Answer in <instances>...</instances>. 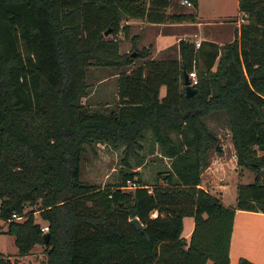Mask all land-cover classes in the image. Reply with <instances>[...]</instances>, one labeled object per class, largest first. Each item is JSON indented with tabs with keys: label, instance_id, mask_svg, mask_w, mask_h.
<instances>
[{
	"label": "trees",
	"instance_id": "obj_1",
	"mask_svg": "<svg viewBox=\"0 0 264 264\" xmlns=\"http://www.w3.org/2000/svg\"><path fill=\"white\" fill-rule=\"evenodd\" d=\"M179 1L0 0V217L19 255L44 244L45 264H229L236 209L264 212V0H238L246 21L221 46L180 39L178 56L118 53L123 18L196 21ZM199 57L205 69L186 97L183 71ZM137 58L141 64L117 73L114 107L91 110L81 101L88 65L125 67ZM221 111L237 165L255 174L237 185L232 206L199 186L217 144L204 117ZM147 129L170 160L151 187L138 177L123 190L135 171L123 172L115 188L81 180L86 145L120 142L134 153ZM185 216L194 222L187 238ZM0 264L20 263L0 253Z\"/></svg>",
	"mask_w": 264,
	"mask_h": 264
},
{
	"label": "rangeland",
	"instance_id": "obj_2",
	"mask_svg": "<svg viewBox=\"0 0 264 264\" xmlns=\"http://www.w3.org/2000/svg\"><path fill=\"white\" fill-rule=\"evenodd\" d=\"M201 1L205 7L203 13H200L197 7L194 9L191 6L178 2V8L183 9L185 12H195L197 17H203V20L200 19L199 25L193 24L187 26L186 31L190 32L191 35L196 33L198 38L204 37L205 39L215 40L223 44L233 40L235 32L239 27V21H236V19L244 15L238 9V0ZM175 10L176 8L170 7V12ZM204 16L211 18L205 20L207 18ZM198 18L197 20H199ZM219 20H222V22ZM121 25H124L126 29L122 28L117 36L115 35L118 53L127 54L132 52L133 54L142 48H147L150 52L149 57H151L154 50V40L151 39L153 26L145 22L141 24H125L122 22ZM163 30H172L173 32L174 28L172 29L169 25H165ZM103 37L108 38L110 35L103 32ZM176 47L177 44L169 45L160 49L155 56H178ZM171 48L175 50H171ZM139 62H141V59L137 58L134 63L125 67L88 65L84 78L86 94L82 97L81 101L91 110L106 111L108 108L114 107L117 102L118 71L130 68ZM195 64L196 68L193 67L191 71H195L198 77L197 73L205 68L199 58L196 59ZM204 122L207 129L217 138V147L209 149V162L221 155H224L229 160L232 157V152L229 148L230 132L226 125L224 112L208 114L204 117ZM139 144L140 148H135L134 153H126L124 151L125 144L120 142L113 144L99 141L86 145L81 160V180L97 186H112L115 188L121 182L123 172L135 171L136 175L133 180L139 177L149 185L153 184L156 180L155 176L157 172L168 170L170 160L161 153L149 129L143 132V138L139 140ZM223 150H226L227 153L224 154ZM138 166H140V169L136 170ZM238 172L236 181L239 183H251L254 181L255 174L249 168L240 166ZM125 185L121 187L125 191L134 189ZM22 219L24 218L21 217L18 220ZM34 221L40 225L47 224L46 221L40 218L37 211L34 213ZM5 229L6 222L0 217V253L3 256H8L11 260H18L20 264L46 263L47 256L44 244H35L26 255H19L14 243V237L6 233ZM184 232L185 229L183 230Z\"/></svg>",
	"mask_w": 264,
	"mask_h": 264
},
{
	"label": "crops",
	"instance_id": "obj_3",
	"mask_svg": "<svg viewBox=\"0 0 264 264\" xmlns=\"http://www.w3.org/2000/svg\"><path fill=\"white\" fill-rule=\"evenodd\" d=\"M180 2V1H179ZM184 4V3H181ZM185 5V4H184ZM187 6V5H186ZM191 6V5H190ZM204 6L201 0L197 2V10L203 13ZM165 12H170V7L165 8ZM222 16V15H220ZM199 17V18H198ZM196 16L199 20L194 22H149L140 18H123L121 21L125 24H141L143 22L150 24L153 29L152 38L154 40V50L151 58H165V56H155L160 51L169 45L177 44L180 39H185L189 41H211L221 46L223 43L217 42L215 40L205 39L204 37L198 38L196 33L193 35L187 32V26L197 24L199 25L203 17ZM205 17V16H204ZM208 20L211 17H205ZM201 19V20H200ZM239 21V25L246 21L245 15L236 19ZM222 22V20H219ZM121 22V23H122ZM169 25L174 31H164V26ZM126 29V27H124ZM171 50H175L172 49ZM150 53V52H149ZM141 59V58H139ZM202 61V57H199ZM139 62L137 65L142 63ZM135 62V61H134ZM133 62V63H134ZM136 65H132L134 67ZM165 88H160V96H163ZM229 148L232 152V157L227 159L224 155L217 157V159L210 160L209 164L201 172V182L199 186L208 191L210 194L216 196L220 199L223 205L232 206L236 201V188L240 184L236 181V175H238L239 165H237L235 150L232 145L231 138L229 137ZM224 154L227 153L223 150ZM221 154V153H219ZM168 158V157H167ZM169 164V163H168ZM140 166L136 168L139 170ZM151 187V185H148ZM156 211L151 212V216H154ZM188 219V220H187ZM193 217L185 216L183 217V229L182 236L187 238L193 229ZM185 232L183 233V230ZM246 258L252 261L254 264H264V212L262 211H250L236 209L233 217V226L229 241V264H238L240 258Z\"/></svg>",
	"mask_w": 264,
	"mask_h": 264
},
{
	"label": "water",
	"instance_id": "obj_4",
	"mask_svg": "<svg viewBox=\"0 0 264 264\" xmlns=\"http://www.w3.org/2000/svg\"><path fill=\"white\" fill-rule=\"evenodd\" d=\"M104 34H108V29L104 31ZM183 85H184V93H185L186 97H191L194 94H196L197 87L193 86L190 83V79L188 77V73L185 70L183 71ZM262 172H264V169H262ZM130 222L133 223L137 227L140 226V222H139L137 217L131 218ZM43 240L45 242H48V240H49V232L48 231L43 233Z\"/></svg>",
	"mask_w": 264,
	"mask_h": 264
},
{
	"label": "built area",
	"instance_id": "obj_5",
	"mask_svg": "<svg viewBox=\"0 0 264 264\" xmlns=\"http://www.w3.org/2000/svg\"><path fill=\"white\" fill-rule=\"evenodd\" d=\"M180 2L181 3H184L185 5H187V6H190L191 5V3L188 1V0H180ZM193 43H194V45H195V48H197V47H199V45H200V41H192ZM188 77H189V79H190V83L193 85V86H195L197 83H198V77H197V75H196V73H195V71H190V72H188ZM229 132H230V130H229ZM229 137L231 138V133H229ZM125 186H127V187H136L137 186V183L134 181V180H130V179H128V180H126V185ZM156 215V214H155ZM154 215V216H155ZM14 218H16V219H19V218H21V216H16L15 214H13L12 215ZM48 230V226H47V224H45V225H40V231L42 232V233H44V232H46Z\"/></svg>",
	"mask_w": 264,
	"mask_h": 264
}]
</instances>
